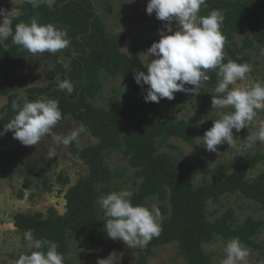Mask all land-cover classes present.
Wrapping results in <instances>:
<instances>
[{"label":"trees","instance_id":"obj_1","mask_svg":"<svg viewBox=\"0 0 264 264\" xmlns=\"http://www.w3.org/2000/svg\"><path fill=\"white\" fill-rule=\"evenodd\" d=\"M13 8L23 13L14 24L36 18L38 23L56 24L67 30L70 44L61 52L69 58V64L67 67L58 64L55 70L66 75L74 91L69 95L58 89V83L50 81L21 92H6L0 130L15 115L13 102L22 103L23 97L28 101L46 97L59 102L61 121L70 115L97 138L96 142L80 148L75 141L68 146L72 157L82 161L88 172L64 192L63 213L50 207L46 214L41 211L14 214L12 222L22 233V243L27 244L24 233L31 230L36 239L56 242L58 252L64 256L69 251L72 234L86 229L84 239L89 247L105 248L110 238L106 235L105 215L97 199L111 192L109 182L114 174L105 163V156L116 150L123 154L139 179L132 191V204L145 206L147 199L155 197L162 216L160 235L146 247H140L131 264H145L155 247L170 242L177 243L178 254L187 264H210V256L203 245L216 237L224 242L238 237L243 245L264 255V245L253 238L263 230V220L246 216L240 221L232 206L219 215H216L217 209L208 210L209 203L218 204L232 194L250 199L264 209V170L248 177L258 163H264V152L256 151L246 156L228 173L224 171L223 162H218L196 183L180 169L169 151L176 148L170 139L195 145L196 138L220 117L208 119L204 116L202 120L189 121L177 118L174 112L163 115L159 108L164 98L159 103L145 102L148 86L142 87L135 82L134 71L147 72L139 53L151 47L155 40L141 41L131 54L122 52L119 44L125 34H110L90 0H56L51 9L45 5L33 8L24 0ZM212 10H218L223 17L220 30L225 37V63L233 60L249 64L251 50H264V0H207V7L201 6L198 16H207ZM28 57L30 53L13 45L11 38L0 43V75H12ZM208 75L210 79L198 88L199 98L207 97L216 87V71L209 70ZM104 78H118L122 83L116 107L106 108L92 102L100 96ZM18 143L11 131L0 136V157ZM58 180L69 182L67 177ZM34 250H13L9 257L15 264L20 253ZM64 264L73 263L64 258Z\"/></svg>","mask_w":264,"mask_h":264},{"label":"rangeland","instance_id":"obj_2","mask_svg":"<svg viewBox=\"0 0 264 264\" xmlns=\"http://www.w3.org/2000/svg\"><path fill=\"white\" fill-rule=\"evenodd\" d=\"M24 0H0V8L11 10L15 4ZM95 10L101 16L106 30L110 34L122 32L125 38L120 41L119 47L122 52L131 54L135 45L145 40L160 39V29L164 23L158 20L155 13L149 15L146 12L148 0H90ZM56 26V24H53ZM176 24L173 22L175 30ZM69 38V36H68ZM145 48L139 53L140 61L146 63L155 57L148 56ZM67 67L69 58L62 52L56 54L44 53L28 57L10 76L0 75V117L2 106L6 103V92H21L33 85H45L52 81L59 83L67 78L64 73L55 70L57 65ZM251 72L246 74L244 81L237 82L236 86L249 87L256 82H264V50L253 49L250 51ZM192 89L194 86L185 85ZM233 86H230V88ZM122 83L118 78H104L103 89L99 97L92 100L95 105L106 108L116 107L115 101L120 99ZM213 90V89H212ZM212 90L207 97L199 98L198 88L193 91L176 92L174 99L164 98L159 110L163 115L174 112L177 118L189 121H199L206 118H219L223 113L233 109L225 108L214 110L212 108ZM264 122V110H257V116L248 127L240 132L233 131L235 142L228 145L226 142L218 145L217 152H209L203 146L201 139L204 134L198 136L195 145H190L180 139L171 138L170 142L176 148L169 151L174 155L180 169L191 177L194 183L199 182L203 176L209 174V170L218 162H223L224 171L230 172L246 156L256 151L264 152V143L250 141L249 137L256 134L259 123ZM79 121L67 115L58 123L53 130L57 133L67 134L74 128L79 127ZM75 141L78 148L83 145L94 143L97 138L91 136L86 127ZM244 147L243 151L240 149ZM53 147L50 137L33 146H25L20 142L10 147L0 157V264H14L11 262L9 253L13 250L28 251L25 243H22V233L13 225V216L17 212L41 211L47 213L48 208L54 207L59 213L65 211L64 192L75 183L79 177L88 172V167L79 159L72 157L68 147L57 149L56 156L48 158L47 152ZM105 163L114 174L109 186L112 191L131 190L136 188L139 182L134 176L132 168L120 151L112 150L106 153ZM264 170V163H258L248 177H252ZM59 177H67L69 182L63 183ZM159 201L152 197L147 199L145 207L157 208ZM228 206L235 210L237 218L241 221L246 216L258 218L264 221V209L258 204L241 195H228L221 199L218 204H208V210L217 209L216 215L221 214ZM162 220V216H160ZM87 230L75 232L69 240V251L64 255L73 264H97L99 259L107 258L112 252L120 257L117 264H131L137 258L140 247L129 248L124 242L110 238L105 248L92 249L88 241L84 239ZM254 240L264 245V228L255 235ZM224 240L216 237L211 242L204 244L203 248L210 256V264H220L225 258ZM245 246V245H244ZM250 250L247 264H264V255L258 250L245 246ZM145 264H187L183 257L178 254L176 242L157 246L147 258Z\"/></svg>","mask_w":264,"mask_h":264},{"label":"clouds","instance_id":"obj_3","mask_svg":"<svg viewBox=\"0 0 264 264\" xmlns=\"http://www.w3.org/2000/svg\"><path fill=\"white\" fill-rule=\"evenodd\" d=\"M33 8L45 5L51 9L56 0H26ZM201 6L207 7V0H148L146 12L155 13L158 20L165 22L160 29V39L147 50V55L155 57L145 65L147 72L134 71V79L142 87L147 85L145 102H155L163 98L174 99V93L193 91L210 79L209 70L216 71V87L212 90V108L233 109L223 113L203 137V146L209 152H217L218 145H232L233 129L238 133L251 124L257 110H264V82H256L249 87L236 86L251 72V65L233 60L224 62L225 37L221 32L223 17L218 10L207 16H198ZM19 8L7 10L0 8V43L11 38L13 45L20 46L32 55L56 54L66 49L70 40L66 29L51 23H38L36 18L30 22L14 21L22 16ZM175 22V30L173 28ZM7 48V45H5ZM185 85H192L188 89ZM230 86H233L230 88ZM58 89L71 95L73 83L65 78L58 83ZM22 103L13 102L15 115L0 130V136L11 131L13 138L22 145L39 144L43 138L50 137L53 147L48 158L56 156L57 149L67 148L78 139L84 130L83 125L67 134L53 131L62 119L59 102L40 97L35 101L21 98ZM249 140L264 143V122L259 123L258 131ZM243 146L240 150L243 151ZM131 190L112 191L97 199V204L105 215L107 237L124 242L129 248L146 247L162 231L159 210L143 205H133ZM30 253H20L15 264H64V256L58 252V244L47 239H36L31 230L24 233ZM46 249V251L44 250ZM225 258L220 264H247L250 250L238 237L224 244ZM120 257L114 251L107 258L99 259L97 264H117Z\"/></svg>","mask_w":264,"mask_h":264}]
</instances>
